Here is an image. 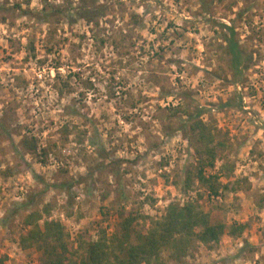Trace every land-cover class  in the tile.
<instances>
[{
	"label": "rangeland",
	"instance_id": "374dc122",
	"mask_svg": "<svg viewBox=\"0 0 264 264\" xmlns=\"http://www.w3.org/2000/svg\"><path fill=\"white\" fill-rule=\"evenodd\" d=\"M87 10L91 21L81 18ZM230 27L248 57L238 79ZM188 107L206 111L220 142L207 171L234 164L220 181L248 178L249 191L214 196L194 178L200 164L185 135ZM23 139L36 141L37 151ZM262 196L264 0H0L5 264H40L41 253L20 240L25 216L47 203L48 219L63 222L77 247L81 235L113 232L122 212L160 217L171 202L188 200L249 226L211 250L198 243L180 264H264Z\"/></svg>",
	"mask_w": 264,
	"mask_h": 264
},
{
	"label": "trees",
	"instance_id": "16d2710c",
	"mask_svg": "<svg viewBox=\"0 0 264 264\" xmlns=\"http://www.w3.org/2000/svg\"><path fill=\"white\" fill-rule=\"evenodd\" d=\"M81 13V18L93 20L91 10ZM229 29L230 35L226 36V41L231 54L230 67L235 79H238L243 72L242 65L248 61V57L240 46L235 28ZM205 113L201 108L192 112L188 107L182 111L189 119L185 135L190 137L188 139L195 147L200 164L194 178L214 196H220L224 191H249L252 185L248 178L226 184L220 181L221 174L229 175L234 171V164H223L221 174L207 171L217 165L220 142L217 141L215 127L202 118ZM22 142L31 151H37L36 141L23 139ZM101 149L102 154H105L106 149ZM191 176V173L188 174L186 179L188 187L194 183ZM42 182L46 184L45 180ZM244 184L247 186L244 187ZM67 185L54 184L57 188ZM261 200H264V196L258 202L260 208H263ZM31 203V200L18 203L16 210L29 207ZM51 207L47 203L43 208L27 214L24 219L28 229L21 236L20 243L25 249L36 248L41 253L40 264H169L170 261L180 264L185 257L194 255L198 243L211 250L220 243L223 236L228 234L239 237L249 226L248 223L240 222L229 224L223 214L205 211L196 200H188L184 204L171 202L160 217L122 212L113 232L110 233L102 227L97 239L81 235L78 246L74 247L65 224L59 220L48 219ZM141 219L150 223L146 231L140 229ZM165 252H168V258L164 256ZM6 259L7 256L1 257L0 264H5Z\"/></svg>",
	"mask_w": 264,
	"mask_h": 264
}]
</instances>
